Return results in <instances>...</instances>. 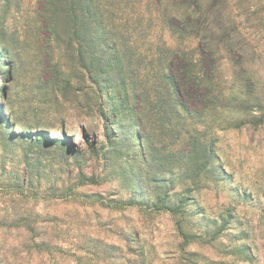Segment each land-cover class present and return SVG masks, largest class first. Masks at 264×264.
<instances>
[{
  "label": "rangeland",
  "instance_id": "obj_1",
  "mask_svg": "<svg viewBox=\"0 0 264 264\" xmlns=\"http://www.w3.org/2000/svg\"><path fill=\"white\" fill-rule=\"evenodd\" d=\"M35 2L13 0L4 12L2 5L5 2L0 0V28L8 39H13L11 45L16 46L15 50L0 46V118H4L7 125L14 127L17 134H30L36 127L45 123L51 125L54 128L50 135L54 140L64 139L75 144L79 151H85L86 157L89 154L85 144L87 134L90 139L98 141L97 149L101 155L103 150L100 146L102 140L107 137L104 120L98 119L94 112L85 114V110L89 108L88 104L91 106L93 102L89 100L94 95L93 88L87 83L78 85L75 78L71 79L72 84L67 88L63 87L65 84L57 85L60 87L58 94H55L51 91L53 64L49 62L45 72L35 65L32 32L35 27L40 26L38 23L35 25L31 18L32 9L36 8ZM226 3L223 13L226 18L230 16L235 23L226 21L222 29L213 34L215 37H218V34L229 37L227 42L230 48L224 51L222 49L215 55L214 76L221 98L212 106L206 102L204 107L200 98L202 90L195 86L187 96L186 105L195 111L187 130H197V136L201 140L207 139L208 143L212 144L214 155L211 164L217 167L216 171H212L210 169L213 166L210 164L209 168L206 167L207 171L200 172L201 175L195 176L193 181H185L182 179L183 175L175 174V191L178 194L181 193L184 183L190 187V197L184 199L182 215L185 216L188 236L184 237L177 230L175 218L169 213L148 215L139 211L138 207L121 210L95 207L96 214L106 221L111 219L119 231L126 234L133 232L138 237V247L145 252L144 264H264V108L257 98L255 84L251 80L246 85L240 82L241 79L247 80L248 75L242 73L236 77L233 74L234 63L241 59L235 49L240 43L239 34L242 33L248 38L245 47L250 50L251 40L253 48L258 50V53L249 51V65L253 69H259L257 75L261 77L260 80H264V22L254 19L256 10L264 12V0H250L248 8L243 0H227ZM145 16L142 24L134 30L133 40L136 48L132 47V51L136 52L135 61L142 58L139 69L142 68L143 75L144 69H149L150 58L156 57L157 51L163 49V41L165 45L182 41L167 30L160 31L157 24L149 25L148 11ZM43 35L47 38L46 32H43ZM17 36L21 41L27 39L29 46L25 43L17 44ZM194 37L193 35L186 38L193 41L190 45L197 47L198 40ZM40 44L45 51L55 48L54 45L46 43V40L40 41ZM198 48L196 51L199 53ZM195 59L198 60L199 56H195ZM204 60L206 66L211 64V56H206ZM60 62L64 68V76L72 77L73 71L68 60L61 58ZM76 71L79 75L78 70ZM59 74L62 78L61 72ZM117 85L114 83L116 90L104 97L107 109L113 105L112 109L119 111L124 109L119 100L124 99L120 97V92H117L120 87ZM62 88L70 95L69 100L63 101L59 97V94L64 93ZM100 92L103 95V90ZM75 97L78 100L74 101ZM240 98L242 103L236 100ZM129 100L133 107L138 108L135 98L131 97ZM79 104V109L84 110L83 113L77 111ZM108 112L109 125L117 123L114 124L113 130L117 131L120 137L115 140L113 138L108 146V156L105 155L109 159L107 166H102L101 162L99 164L95 157L82 163L86 173H100L99 182L81 185L74 188V191L76 189V192L82 195L100 194L108 200L127 199L132 191L128 170L122 161L125 159L128 164L139 162L140 139L146 130L143 121L132 119L129 113L126 116L124 112L120 115L113 114L110 110ZM83 125H87L86 132L82 130ZM166 127L165 124L162 126ZM184 135L186 136V133H183L182 137ZM130 136H133L134 141H130ZM15 140L10 145L13 159H1L0 156V164H4L0 168L1 236L5 231L1 222L6 221L4 224H9L11 219L27 216L14 213L12 206L16 203L18 206L22 205L23 209L34 208V214L37 212L45 219L57 215L68 218V215L75 213L76 206L83 203V200L70 201L57 197L50 189L76 181L78 166L72 158H58L52 165L42 163L32 168L31 164L23 161L21 155L26 142L20 135H16ZM181 143L175 145V156L192 151L190 144ZM161 147L156 145L153 155L162 156L163 153L159 150ZM2 148L0 139V150ZM165 165L164 162V166L160 167H169ZM186 196L187 194L184 197ZM84 209L80 212L93 211L91 208ZM10 232L11 236L5 246L11 251L8 253L9 264H65L62 262L60 251L57 250L52 255L18 251L16 254L19 253V256L16 258L12 253L14 245L11 240L13 241V236L18 232ZM130 237L133 239V236Z\"/></svg>",
  "mask_w": 264,
  "mask_h": 264
},
{
  "label": "trees",
  "instance_id": "obj_2",
  "mask_svg": "<svg viewBox=\"0 0 264 264\" xmlns=\"http://www.w3.org/2000/svg\"><path fill=\"white\" fill-rule=\"evenodd\" d=\"M3 1L5 3L2 5V10L5 12L13 0ZM35 1L36 8L32 9L31 18L35 25L40 24L32 32L35 65L45 72L46 65L49 62L53 64L51 91L55 94H58L57 90L60 87L57 85L65 84L63 87L67 88L72 84L71 79L76 78L78 85L89 84L88 86L94 90V95L89 100L93 101L94 105L93 102L91 106L88 104L89 108L85 110V114L90 115L94 112L98 119L104 120L107 137L102 140L100 147L103 153L101 152L100 155L97 149L98 141L90 139L85 134L86 151H89L86 157L85 151H79L75 144L64 139L54 140L50 135L54 128L51 125L45 123L41 127H36L30 134L25 132L17 134L14 127L7 125L4 118H0V139L3 144L0 150L1 159H13L10 145L16 141V135H20L27 144L22 148L21 155L23 161L31 164L32 168L42 163L52 165L58 158L65 160L72 158L78 166L76 181L50 189L53 194H57V197L70 201L83 200L84 203L76 206L75 213L68 215V218L57 215L49 219L40 217L37 212L34 214V208L23 209L22 205L14 204L12 210L16 215L27 216L11 219L9 224H4L6 221L1 222L5 226V231L2 236L0 235V264H9L8 253L11 251L5 246L12 230L18 232L13 236V241L11 240L14 245L12 253L16 258L23 251L27 254L35 252L52 255L57 250L60 251L62 262L65 264H144L145 252L138 247L140 245L138 237L133 232L126 234L124 231H119L111 219L108 218L106 221L103 217H99L95 207L120 210L138 207L139 211L148 215L159 212L169 213L175 218L177 230L184 237L188 236L185 216L182 215L184 199L190 197L188 192L190 187L184 183L181 193L178 194L175 191L177 187L175 174L183 175L182 179L185 181L201 175L202 172L207 171L206 167L209 168L214 149L207 139L201 140L197 136V130L196 132L187 130L189 120L192 121L195 112L186 105L187 96L195 86L202 90L200 98L204 107L206 102L212 106L221 98L214 76L215 55L222 49L224 51L230 48V45L227 42L229 37L221 34L215 37L213 34L219 32L226 21L235 23L230 16L226 18L223 13L227 0ZM243 1L248 8L250 0ZM147 11L150 14L149 17L147 16L149 25L157 24L160 31L167 30L182 41L170 45H165L163 41V49L157 51L156 57L150 58L149 69H144L143 75L142 68L139 69L142 58L135 61L136 52L132 51V47L136 48L133 40L134 30L142 24ZM254 13L255 20L264 22V12L256 10ZM2 30L0 28V46L4 45L8 50H15L16 46L11 45L13 39H8ZM43 32L47 33V38H44ZM192 34L195 36L194 39L198 40L197 47L200 54L196 51V46L190 45L193 41L186 38L193 36ZM239 35L240 43L235 51L239 52L241 59L238 63H234L233 74L236 77L242 73L248 75L247 80L241 79L240 82L246 85L251 80L255 84L257 98L264 108V80H260L261 77L257 75L259 69H253L249 65L251 62L249 51L258 53V50L253 48L251 40L250 50L246 48L245 41H248V38L242 33ZM43 40H46L50 46L54 45L55 48L43 50L40 44ZM16 43H25L29 46L27 39L21 41L18 36ZM206 53L208 54L205 55ZM195 56H199V59H195ZM206 56H211L209 66L205 64ZM61 58L68 60L73 71L72 77L64 76ZM1 64L0 62V66ZM114 83L120 86L117 92H120V97L124 99L119 100L123 104V110L116 111L112 109L113 105L108 109L105 106L104 95H110L116 90ZM102 90L103 95L100 92ZM68 96L70 95H67L65 90L64 93L59 94L63 101L69 100ZM130 96L136 99L138 108L130 104ZM73 100L76 101L78 98L75 97ZM236 100L243 102L241 98ZM79 107L80 104L77 111L83 113L84 110ZM109 110L116 115L124 112L128 116L129 113L132 119L138 118L143 121L146 130L140 139L139 162L128 164L127 160L122 161L127 167L132 191L127 199L108 200L100 194L82 195L76 192V189L74 191V188L81 185L99 182L100 173H86L82 163L88 158L95 157L99 164L101 162L102 166H107L108 146L113 138L115 140L120 137L117 131L113 130L114 124L117 123H112L113 126L109 125ZM160 124L162 126L165 124L167 127L162 128ZM82 130L86 132L87 125H83ZM183 133H186V136L182 137ZM130 138V141H134L133 136ZM179 143L190 144L192 151L175 156L174 150L177 147L175 145ZM156 145L162 146L159 148L163 153L162 156L153 155ZM103 159L105 161H102ZM164 162L169 169L160 167L164 166ZM3 166L4 164L1 163L0 168ZM212 166L210 170L216 171L217 167ZM183 194L187 196L184 197ZM84 208H91L93 211L80 212ZM18 251L19 253L16 254Z\"/></svg>",
  "mask_w": 264,
  "mask_h": 264
}]
</instances>
